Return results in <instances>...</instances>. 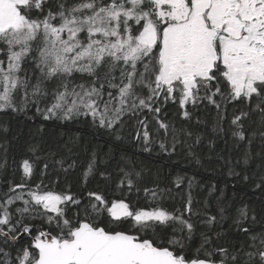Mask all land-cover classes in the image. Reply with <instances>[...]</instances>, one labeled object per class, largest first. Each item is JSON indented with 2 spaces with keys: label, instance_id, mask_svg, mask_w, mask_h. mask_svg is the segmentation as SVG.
I'll return each instance as SVG.
<instances>
[{
  "label": "snow or ice",
  "instance_id": "snow-or-ice-1",
  "mask_svg": "<svg viewBox=\"0 0 264 264\" xmlns=\"http://www.w3.org/2000/svg\"><path fill=\"white\" fill-rule=\"evenodd\" d=\"M0 113L107 136L18 158L0 122V264H264V0H0Z\"/></svg>",
  "mask_w": 264,
  "mask_h": 264
},
{
  "label": "trees",
  "instance_id": "trees-1",
  "mask_svg": "<svg viewBox=\"0 0 264 264\" xmlns=\"http://www.w3.org/2000/svg\"><path fill=\"white\" fill-rule=\"evenodd\" d=\"M0 122H7L10 127V136L16 137L14 143L18 145L17 156L19 158V146H23L30 142H42L45 148H51L57 150L60 154H64L63 150L59 148V145L64 141H67L70 136H74L79 132L80 142L79 148L81 149V158H83V147L85 144L91 148L97 142L103 143L107 140L106 135L96 134L95 129L89 128L83 124H68L63 125L53 123L51 121H40V120H27L23 117L13 116L12 114L0 113ZM43 123V130L40 131V126ZM231 147V141L225 146L223 140H218L216 152L223 150L225 157L228 155L227 149ZM259 151V140L254 143V153ZM206 152V150H205ZM139 159L142 161L145 169L148 170V174L153 179H159L161 185L167 183L178 171H187L189 175L195 174L198 178L203 177L205 180L217 182L220 186L228 184L229 195H231V185L234 182L231 178L226 176V169L221 161L215 158L213 153L212 160H203L202 166H196L194 164H187L182 156L177 157H166L163 155L157 156L153 154H142ZM179 159L180 164L177 166L173 163L174 160ZM260 158L254 156V162L250 165V172L258 171L256 165L260 164ZM63 174L61 179L63 180ZM78 178V173H72L69 182H74ZM236 192L238 196H243L245 199L251 198V201L255 204L257 210L260 208L261 193L258 191L253 192L250 190V186L237 182Z\"/></svg>",
  "mask_w": 264,
  "mask_h": 264
}]
</instances>
